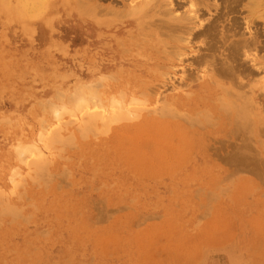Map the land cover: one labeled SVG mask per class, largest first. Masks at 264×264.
<instances>
[{
  "label": "rangeland",
  "instance_id": "obj_1",
  "mask_svg": "<svg viewBox=\"0 0 264 264\" xmlns=\"http://www.w3.org/2000/svg\"><path fill=\"white\" fill-rule=\"evenodd\" d=\"M206 1L0 0V264H264V1ZM131 57L152 63L139 82ZM222 89L251 99L245 133Z\"/></svg>",
  "mask_w": 264,
  "mask_h": 264
},
{
  "label": "bare ground",
  "instance_id": "obj_2",
  "mask_svg": "<svg viewBox=\"0 0 264 264\" xmlns=\"http://www.w3.org/2000/svg\"><path fill=\"white\" fill-rule=\"evenodd\" d=\"M96 1H97V0H96ZM98 1H99V0H98ZM159 1H160V0H159ZM165 1H166V0H165ZM173 1H174V0H173ZM177 1H178V0H177ZM197 1H198L197 3H199V1H201V0H197ZM205 1H206V0H205ZM227 1H229V0H227ZM227 1H226V2H227ZM238 1H239V0H238ZM238 1L236 0V2H238ZM240 1H241V0H240ZM240 1H239V2H240ZM263 1H264V0H262V2H263ZM145 2H147V1H145ZM149 2H150V1H148L147 3L149 4ZM169 2H170V1H169ZM202 2H203V1H202ZM208 2H210V1H208ZM215 2H216V1H215ZM226 2H225V3H226ZM232 2H233V1H232ZM255 2H256L257 6H258V8H259V5L261 6V4H260L261 1H260V0H255ZM87 3H89V2H87ZM96 3H97V2H96ZM147 3H146V4H147ZM154 3H156V4H155V7H156V6H158V7L160 6L159 8L161 9V5H162V4H161V5L158 4V3H159L158 0H154ZM206 3H207V1H206ZM131 4H132V3H131ZM144 4H145V3H144ZM148 4H147V6H148ZM165 4H166V3H165ZM165 4H164V5H165ZM200 4H201V2H200ZM209 4H210V3H208L207 6L210 7ZM229 4H232V3H229ZM81 5H82V4H81ZM100 5H101V4H100ZM142 5H143V4H142ZM164 5H163V6H164ZM170 5H172V4H170ZM181 5H182V4H181ZM198 5H199V4H198ZM198 5H197V6H198ZM217 5H218V4H217ZM88 6H89V5H88ZM135 6H136V5H135ZM139 6H140V4H139ZM144 6H145V5H143V8L146 7V6H145V7H144ZM197 6H196V7H197ZM205 6H206V5H205ZM207 6H206V7H207ZM253 6H254V5H253ZM257 6H255V7H257ZM85 7H86V6H85ZM136 7H137V6H136ZM136 7H135V9H136ZM141 7H142V6H141ZM141 7H140V8L138 7L137 10H138V9H139V11L142 10L143 8L141 9ZM155 7H154V8H155ZM165 7H166V6H165ZM170 7H172V6H170ZM179 7H180V6H179ZM189 7H195L194 0H191V2H190V6H189ZM216 7H217V6H216ZM255 7H254V8H255ZM82 8H83V7H82ZM88 8H89V7H88ZM88 8H87V10H88V11H91L90 14H92V16H95V17H96V15L99 13V10H101V8H103V6H102V7H101V6L99 7V3H98V4H92V5H91V8H90L91 10L88 9ZM132 8H133V7H132ZM132 8H131V9H132ZM147 8H148V7H147ZM162 8H164V7H162ZM166 8H167V7H166ZM177 8H178V7H177ZM218 8H219V7H218ZM218 8H217V9H218ZM251 8H253V7H251ZM83 9H84V8H83ZM103 9H104V8H103ZM103 9H102V10H103ZM157 9H158V8H157ZM160 9H158V10H160ZM170 9H171V8H170ZM194 9H195V8H193L192 10H194ZM204 9H206V8H204ZM80 10H82L81 7H80ZM85 10H86V9H85ZM105 10H107V9L105 8ZM111 10H112V9H111ZM132 10H133V9H132ZM158 10H157V11H158ZM163 10H164V9H162V11H163ZM175 10H176V9H175ZM187 10H188V9H187ZM192 10H190V11H192ZM207 10H208V9H207ZM252 10H253V9H252ZM252 10H251V11H252ZM88 11H86V12H88ZM103 11H104V10H103ZM103 11H102V13H103ZM129 11H130V10H129ZM129 11H127V12H129ZM144 11H145V10H144ZM157 11H156V12H157ZM162 11H161V12H162ZM165 11H166V10H165ZM165 11H164V12H165ZM188 11H189V10H188ZM190 11H189V12H190ZM197 11H198V10H197ZM107 12H108V11H107ZM132 12H135V11H132ZM132 12H130V13H132ZM137 12H138V11H137ZM164 12H163V13H164ZM167 12H168V11H167ZM171 12H172V11H171ZM193 12H194V11H193ZM102 13H101V14H102ZM196 13H197V12H196ZM254 13H255V12H254ZM164 14H165V13H164ZM181 14H184V13H181ZM187 14H188V13H187ZM204 14H205V13H204ZM99 15H100V14H99ZM177 15H178V14H177ZM189 15H191V14H189ZM202 15H203V14H202ZM213 15H214V14H213ZM217 15H218V14H217ZM186 16H187V15H186ZM197 16H198V14H195V13H194L193 18L195 19V17H197ZM214 16H215V15H214ZM159 17H160V16H159ZM159 17H158V18H159ZM178 17H180V14H179ZM189 17H190V16H189ZM255 17H256V16H255ZM92 18H93V17H92ZM160 18H161V17H160ZM163 18H164V17H163ZM198 18H199V17H198ZM206 18H207V17H206ZM206 18H205V23H204V21H203V23H202V22H199V25H198V27H200L199 30H198V27H197V26L194 27V29L197 27V30H196V32H194V31L192 32L193 35H192L191 32L189 31L190 35L196 37L197 40H199L197 37H198V36L200 37V35L202 36V35L204 34V35L207 36V35H209V34H212L211 32H213V31H211V29H212L211 27L215 28L214 26H211L212 23H214L215 20H214L213 22L210 21L211 24L208 22V23H209V24H208V23H206ZM218 18H219V17H218ZM233 18H234V17H233ZM235 18H236V17H235ZM189 19H190V18H189ZM199 19H200V18H199ZM231 19H232V17H231ZM166 20H167V19H166ZM175 20H177V19H175ZM191 20H192V19H191ZM200 20H201V19H200ZM207 20H208V19H207ZM228 20H229V19H228ZM177 21H178V20H177ZM193 21H194V20H193ZM196 21H198V20H196ZM222 21H223V20H222ZM237 21H239V20H237ZM237 21H236V22H237ZM154 22H155V19H154ZM165 22H166V21H165ZM168 22H169V21H168ZM168 22H166L165 24H167V25L171 24V23H168ZM232 22H233V21H232ZM232 22H231V23H232ZM187 23H188V21H186L185 19H179L178 24H174V25L171 24V25H173L174 27H172V26L170 25L168 29H170V27H171V28H172L171 30H173V29H175L176 27H177V28L179 27V28H178L179 30H180V29H181V30H182V29L184 30V28H187V27H188V26H187ZM190 23H191V22H190ZM218 23H219V22H218ZM218 23L215 22V24H218ZM223 23H224V21H223ZM233 23L235 24V22H233ZM239 23H240V21H239ZM234 24H232V25H234ZM155 25H156V24H155ZM163 25H164V23H163ZM167 25H166V26H167ZM175 25H176V26H175ZM219 25H220V24H219ZM224 25H225V24H224ZM235 25H236V24H235ZM166 26H165V27H166ZM191 26H193V25H191ZM191 26H190V27H191ZM225 26H227V25H225ZM145 27H146V26H145ZM159 27H160V26H159ZM161 27H163V26H161ZM165 27H164V28H165ZM167 27H168V26H167ZM232 27H233V26H232ZM221 28H223V27H221ZM194 29H193V30H194ZM229 29H230V27H229ZM233 29H234V28H233ZM237 29H238V28H237ZM256 29H257V28H256ZM162 30H163V29H162ZM171 30H170V31H171ZM186 30H187V29H186ZM222 30H223V29H222ZM225 30H226V29H225ZM230 30H231V29H230ZM240 30H241V29H240ZM258 30H259V29H258ZM258 30H257V31H258ZM164 31L166 32V30H164ZM176 31H178V30H177V29H176L175 31L173 30V32H176ZM210 31H211V32H210ZM226 31H228V30H226ZM226 31H224V32H226ZM232 31H233V30H232ZM251 31H252V30H251ZM257 31H254V33L257 32ZM162 32H163V31H162ZM187 32H188V31H187ZM236 32H237V30H236ZM167 33H168V31H167ZM167 33H165V34L167 35ZM169 33H170V32H169ZM178 33H179V31H178ZM184 33H185V31H184ZM215 33H216V32H215ZM257 33H258V34H257ZM257 33H255V34H257V35H261V34H259V32H257ZM173 34H174V33H173ZM173 34H172V35H173ZM228 34H229V32H228ZM233 34L235 35V33H232V35H233ZM236 34H237V33H236ZM238 34H239V32H238ZM243 34H244V33H243ZM243 34H242V36H243ZM162 35H163V34H162ZM168 35H169V34H168ZM172 35L170 36V39H171V40H174V39L178 38V36H177V37H176V36H173V37H175V38H171ZM177 35H180V34H177ZM182 35H183V34H182ZM214 35L216 36V34H214ZM222 35H223V34H222ZM143 36H144V35H143ZM147 36H148V35H147ZM185 36H186V35H185ZM206 36H205V37H206ZM210 36H212V35H210ZM210 36H209V37H210ZM229 36H231V35H229ZM229 36H228V37H229ZM252 36H253V33H252ZM145 37H146V36H145ZM180 37H181V36H180ZM187 37H188V36H186V39H187ZM209 37L207 36V39H208ZM213 37H214V36H213ZM213 37H212V38H213ZM224 37H225V36H224ZM224 37L222 36V38H224ZM255 37H257V36L255 35ZM255 37H254V38H255ZM189 38H190V37H189ZM212 38H211V40H212ZM222 38H221V39H222ZM252 38H253V37H252ZM181 39H182V38H181ZM186 39H185V40H186ZM192 39H194V38H192ZM201 39H202V38H201ZM209 39H210V38H209ZM225 39H226V38H225ZM248 39H249V38H248ZM257 39H258V37H257ZM260 39H261V38H260ZM260 39H259V40H260ZM263 39H264V38H263ZM263 39H262V40H263ZM146 40H147V39H146ZM178 40H179V38H178ZM178 40L176 39L177 42H178ZM194 40H195V39H194ZM194 40H193V42H194ZM205 40H206V38H205ZM223 40H224V39H223ZM241 40H242V38H241ZM244 40H245V39H244ZM244 40H243V41H244ZM259 40H258V41L256 40V42H255L257 48H259V46H260L259 43H260L261 41H259ZM189 41H190V40H189ZM199 41H201V40H199ZM224 41H225V40H224ZM231 41H232V40H231ZM233 41H234V40H233ZM237 41H239V40H237ZM237 41H236V42H237ZM120 42H121V41H120ZM140 42H141V41H140ZM142 42H143V41H142ZM165 42H166V41H165ZM185 42H186V41H185ZM190 42H191V41H190ZM246 42H247V45H248L249 41L247 40ZM252 42H254V41H252ZM121 43H122V42H121ZM166 43H167V42H166ZM178 43H179V42H178ZM180 43H181V42H180ZM183 43H184V42H183ZM202 43H203V42H202ZM216 43H217V42H216ZM220 43H221V42H220ZM232 43H233V42H232ZM250 43H251V40H250ZM169 44H170V43H169ZM181 44H182V43H181ZM200 44H201V43H200ZM234 44H235V43H234ZM251 44H252V43H251ZM253 44H254V43H253ZM189 45H190V44H189ZM229 45H230V44H229ZM232 45H233V44H232ZM261 45H262V43H261ZM263 45H264V42H263ZM208 46H209V48L212 47V46L214 47V44H213L212 46H210V45H208ZM220 46H221V45H220ZM222 46H223V44H222ZM230 46H231V45H230ZM230 46H228V47H230ZM253 46H255V45H253ZM150 47H151V46H150ZM168 47H169V46H168ZM200 47H201V46H200ZM242 47H243V46H242ZM256 47H255V48H256ZM260 47H261V46H260ZM263 47H264V46H263ZM123 48H125L124 45H123ZM152 48H154V47H152ZM173 48H174V47H173ZM226 48H227V47H226ZM231 48H232V47H231ZM261 48H262V47H261ZM130 49H131V48H130ZM147 49H148L147 46L142 47V51H146ZM174 49H175V48H174ZM191 49H192V48H191ZM193 49H194V48H193ZM210 49H211V48H210ZM212 49H214V48H212ZM212 49H211V50H212ZM244 49H245V48H244ZM244 49H243V50H244ZM127 50H128V49H127ZM176 50H177V49H176ZM189 50H190V49H189ZM219 50H220V49H219ZM221 50H222V49H221ZM240 50H242L241 47H240V45H239V46L236 45L235 48H234V52H233V51L231 52V53H233V57H232L233 59H235V60H236V59H237V60L239 59V56L241 55V54H240V52H241ZM245 50H246V49H245ZM257 50H258V49H257ZM162 51H163V50H162ZM164 51H165V50H164ZM164 51H163V52H164ZM166 51H168V50H166ZM212 51H213V50H212ZM212 51H211V52H212ZM216 51H217V50H216ZM227 51H228V50H227ZM255 51H256V50H255ZM261 51H262V49H261ZM125 52H126V50H125ZM137 52H138V51H137ZM172 52H173V51H172ZM175 52H176V51H175ZM175 52H174V53H175ZM209 52H210V51H209ZM209 52H208V53H209ZM217 52H218V51H217ZM222 52H224V51H222ZM166 53H167V52H166ZM195 53H196V52H195ZM205 53H206V51H205ZM228 53H229V52H228ZM231 53H230V54H231ZM249 53H250V52H249ZM253 53H254V52H253ZM255 53H256V52H255ZM168 54H169V52H168ZM179 54H180V53H179ZM191 54H192V53H191ZM193 54H194V52H193ZM199 54H200V53H199ZM216 54H217V53H216ZM218 54H219V53H218ZM218 54H217V55H218ZM221 54H222V53H221ZM244 54L246 55V52H245ZM250 54H251V53H250ZM200 55H201V54H200ZM207 55H208V54H205L206 57H207ZM228 55H229V54H228ZM245 55H244V56H245ZM257 55H258V54H257ZM190 56H191V55H190ZM205 56L202 57V58L205 59ZM209 56H210V55H209ZM213 56H214V54H213ZM223 56H224V54H223ZM223 56H222V57H223ZM226 56H227V55H226ZM241 56H242V55H241ZM246 56H247V55H246ZM248 56H249V55H248ZM162 57H163V56H162ZM164 57H165V56H164ZM195 57H196V56H195ZM251 57H252V55H251ZM179 58H182V57H179ZM208 58H209V57H208ZM213 58H214V57H213ZM216 58H217V57H216ZM218 58H219V57H218ZM218 58H217V59H218ZM224 58H225V57H224ZM241 58H242V57H241ZM258 58H259V57H258ZM150 59H151V58H150ZM177 59H178V58H177ZM248 59H249V58H248ZM196 60H197V58H196ZM205 60H206V59H205ZM224 60H226V58H225ZM224 60H223V61H224ZM227 60H228V59H227ZM230 60H231V58H230ZM235 60H234V62H235ZM197 61H199V59H198ZM200 61H201V59H200ZM209 61H210V59H209ZM211 61H213V59H212ZM239 61H240V60H239ZM124 62H125L124 64H128V65H130V66H133V67L135 68V71H136V72H140L139 76L136 75L135 73L133 74V78H135L137 82H139V80H140L139 78L141 77L142 73L147 72V70H145V68H147L148 65L152 64V63H151L150 61H148V60H142V59H138V58H136V57L127 58V59H125ZM201 62H202V61H201ZM215 62H216V61H215ZM237 62H238V61H237ZM243 62L245 63L246 61H243ZM154 63H155V64H162V65H164V64H165V59L157 58V59L155 60ZM173 63H174V62H173ZM202 63H203V62H202ZM208 63H209V62H208ZM210 63H212V62H210ZM217 63H218V62H217ZM229 63H230V62H229ZM229 63H228V64H229ZM212 64H213V63H212ZM212 64H210V65H212ZM214 64H215V63H214ZM214 64H213V65H214ZM220 64H221V63H220ZM222 64H224V63H222ZM222 64H221V65H222ZM165 65H166V64H165ZM165 65H164V66H165ZM199 65H200V64H199ZM224 65H225V64H224ZM226 65H227V64H226ZM226 65H225V66H226ZM230 65H231V63H230ZM244 65H245V64H244ZM130 66H129V67H130ZM167 66H168V65H167ZM169 66H170V65H169ZM228 66H229V65H228ZM228 66H227V67H228ZM233 66H234V64H233ZM236 66H237V65H236ZM242 66H243V65H242ZM245 66H246V65H245ZM159 67H160V66H159ZM199 67H200V66H199ZM212 67H213V66H212ZM227 67H226V68H227ZM230 67H231V66H230ZM247 67H248V66H247ZM254 67H255V66H254ZM257 67H258V66H257ZM130 68H131V67H130ZM166 68H167V67H166ZM191 68H192V67H191ZM203 68H204V67H203ZM241 68H242V67H241ZM258 68L260 69V67H258ZM206 69H207V67H206ZM223 69H225V68L223 67ZM187 70H188V69H187ZM189 70H190V69H189ZM210 70H211V69H210ZM218 70H219V69H218ZM233 70H234V69H233ZM233 70H231L230 73H232ZM244 70H246L245 67H244ZM247 70H248V68H247ZM161 71H162V70H161ZM206 71H208V70H206ZM211 71H214V70H211ZM220 71H221V69H220ZM130 72H131V71H130ZM244 72H245V71H244ZM247 72H249V71H247ZM147 73H148V72H147ZM213 73H214V72H213ZM224 73H226L225 70H224ZM228 73H229V72H228ZM235 73H236V71H235ZM235 73H234V74H235ZM120 74H121V73H120ZM122 74H123V73H122ZM160 74H161V73H160ZM160 74H159V75H160ZM197 74H198V73H197ZM215 74H217V73L215 72ZM236 74H237V73H236ZM242 74H243V73H242ZM117 75H118V74H117ZM129 75H130V74H129ZM201 75H202V74H201ZM201 75H200V76H201ZM210 75H211V74H210ZM219 75H220V74H219ZM246 75H247V73H246ZM246 75H245V76H246ZM216 76H217V75H216ZM230 76H232V75H230ZM235 76H236V75H235ZM235 76H234V77H235ZM240 76H241V75H240ZM128 77H129V76H128ZM187 77H188V76H187ZM202 77H203V76H202ZM217 77H218V76H217ZM108 78H109V77H108ZM154 78H155V79H158L159 76L156 75V74H154ZM184 78H185V77H184ZM209 78H210V77H209ZM220 78H221V77H220ZM225 78H226V77H225ZM229 78H230V77H229ZM237 78H239V77H237ZM237 78H236V79H237ZM242 78H244V77H242ZM105 79H106V78H105ZM109 79H112V78H109ZM113 79H114V78H113ZM187 79H189V78H187ZM197 79H198V78H197ZM227 79H228V78H227ZM231 79H232V78H231ZM244 79H245V78H244ZM115 80H116V79H115ZM192 80H193V79H192ZM221 80H223V79H221ZM233 80H235V79H233ZM111 81H112V80H111ZM231 81H232V80H231ZM236 81H238V79H237ZM236 81H235V82H236ZM193 82H194V81H193ZM232 82H233V81H232ZM238 83H239V82H238ZM127 84H129V83L127 82ZM186 84H188V83H186ZM186 84H185V85H186ZM190 84H191V83H190ZM218 84H219V83H218ZM233 84H235V83H233ZM240 84L245 85V84H243V83H240ZM262 84L264 85V83H262ZM188 85H189V84H188ZM231 85H232V84H231ZM237 85H238V84H237ZM128 86H129V85H128ZM128 86H127V87H128ZM136 86H137L138 88H137ZM219 86H220V85H219ZM103 87H104V86H103ZM134 87H135L134 89H130V88H129V89H130L129 91H132V92H135V93H138V92H139V93H140V92H141V93H144V92H145V90H144L145 87H144L143 85L136 84ZM235 87H236V86H235ZM149 88H150V87H149ZM154 88H156V87L154 86ZM222 88H223V87H222ZM244 88H245V87H244ZM146 89H148V88H146ZM150 89H151V88H150ZM179 89H180V88H179ZM202 89H203V88H202ZM234 89H235V88H234ZM246 89H247V87H246ZM253 89H254V88H253ZM152 90H153V89H152ZM152 90H151V91H152ZM203 90H204V89H203ZM222 90H223V89H222ZM224 90H225V89H224ZM224 90H223V91H224ZM231 90H232V87H231ZM240 90H242V88H241ZM243 90H244V89H243ZM254 90H255V89H254ZM111 91H112V90H111ZM149 91H150V90H149ZM227 91H228V92H227ZM227 91L225 90V92H226L227 94H226L225 92H224V93H225L226 95L229 94V96H230V94H232V92L229 93V90H227ZM237 91H238V90H237ZM248 91H249V90H248ZM94 92H95V91H94ZM154 92H155V90H154ZM239 92L244 93L243 91H239ZM90 93H91V92H90ZM141 93H140V94H141ZM145 93L147 94V92H145ZM152 93H153V92H152ZM190 93H191V92H190ZM190 93H189V95H190ZM224 93H223V94H224ZM247 93H248V92H247ZM95 94H96V93H95ZM103 94H104V93H103ZM111 94H112V93H111ZM146 94H145V95H146ZM149 94H150V93H149ZM223 94H222L221 96H223ZM261 94H263V92H262ZM105 95H106V94H105ZM117 95H118V94H117ZM147 95H148V94H147ZM237 95H239V94L236 93V97H237ZM242 95H244V94H242ZM245 95H246V93H245ZM249 95H250V94H249ZM88 96H89V95H88ZM113 96H114V95H113ZM113 96H112V97H113ZM143 96H144V95H143ZM221 96H218V97L221 98ZM224 96H225V95H224ZM229 96H226L225 101H226L227 97H229ZM231 96L233 97L234 95H231ZM231 96H230V100H229L230 102H231V100H232ZM246 96H247V95H246ZM94 97H96V96L94 95ZM97 97H98V96H97ZM118 97H119V96H118ZM121 97H122V96H121ZM218 97H217V98H218ZM236 97H235V98H236ZM242 97H244V96H241V94H240V96H238V98L240 99L239 102H241V103H238V104H237V103H233V101H232L231 103H232L234 106H238V108H239V106H241L242 109H244V107L246 106V104H247V106H248V109H249V107H251L249 110L245 107V110H247V111H245V110L242 111V110H241V111H242L241 113H243V114L239 113V110H237V108L235 109L234 106L232 107V104L230 105L228 99H227V101H228V105L231 106V110H230V111H229V109H227L229 112L226 111L225 108H224L225 111L221 108L224 104H227V103H224V104H223V103H220V104H221L220 108H219L217 105H216V107L213 108V110H214L215 112L219 113V115H222L223 117H226V118H228V119L230 120L229 123H230L231 126H233V128L235 129V131H238V130L240 131V129L237 128V127H239V126H238L239 123H240V126H242V127H243V126H245V127H246V126H250L249 123H248L249 125H247L246 123H244V120L246 119V117H241V116H243V115H244V116L247 115L246 113H248V111L250 112V110L254 107V105L252 106V105L250 104L251 99H250L249 101L246 102V100L242 99ZM247 97H249V96H247ZM116 98H117V97H116ZM222 98H224V97H222ZM235 98H234V99H235ZM238 98H237V99H238ZM244 98H246V97H244ZM95 99H96V98H95ZM107 99H108V97H107ZM132 99H133V98H132ZM247 99H249V98H247ZM77 100H78V99H77ZM92 100H93V99H92ZM111 100H112V99H111ZM111 100H110V101H111ZM129 100H130V99H129ZM218 100H219V99H218ZM222 100H223V99H222ZM59 101H60V99H59ZM102 101H103V100H102ZM104 101H105V100H104ZM106 102H107V101H106ZM111 102H112V101H111ZM118 102H119V101H118ZM165 102H166V101H165ZM215 102H216V101H215ZM220 102H222V101H220ZM243 102H245L246 104H244ZM251 102H252V101H251ZM53 103H54V102H53ZM166 103L168 104V102H166ZM248 103H249V104H248ZM62 104H63V103H62ZM102 104H103V103H102ZM116 104H117V103H116ZM169 104H170V103H169ZM65 105H66V104H64V106H65ZM89 105H90V104H89ZM104 105H105V104H104ZM171 105H172V103H171ZM54 106H56V105L54 104ZM83 106H84V105H83ZM85 106H86V105H85ZM87 106H88V105H87ZM243 106H244V107H243ZM262 106H263V105H262ZM57 107H58V106H57ZM241 107H240L239 109H241ZM260 107H261V106H260ZM51 108H53V107L51 106ZM54 108H56V107H54ZM60 108H61V107H60ZM107 108H108V107H107ZM113 108H114V107H113ZM122 108H123V107H122ZM233 108H234V109H233ZM96 109H97V107H96ZM254 109H255V108H254ZM50 110H51V109H50ZM54 110H55V109H54ZM102 110H103V109H102ZM127 110H128V109H127ZM135 110H136V109H135ZM173 110H176V109H173ZM173 110H172V111H173ZM52 111H53V109H52ZM97 111H99V110H97ZM113 111H114V110H113ZM177 111H178V110H177ZM177 111H174V112H177ZM207 111H208V110H207ZM252 111H253V109H252ZM61 112H62V111H61ZM64 112H65V111H64ZM85 112H86V111H85ZM131 112H132V111H131ZM153 112H154V111H153ZM153 112H152V113H153ZM169 112H170V111H169ZM202 112H203V111H202ZM87 113H88V112H87ZM89 113H90V112H89ZM97 113H98V112H97ZM104 113H105V112H104ZM104 113H103V114H104ZM113 113H114V112H113ZM120 113H121V112H120ZM133 113H134V112H133ZM178 113H179V115H180V112H178ZM178 113H177V114H178ZM262 113H263V112H262ZM55 114H57V112H56ZM84 114H85V113H84ZM91 114H92V113H91ZM93 114H94V113H93ZM105 114H106V113H105ZM124 114H125V113H124ZM197 114H198V113H197ZM200 114H202V113H200ZM200 114H199V115H200ZM215 114H216V113H215ZM96 115H97V114H96ZM99 115H100V114H99ZM114 115L117 116V113L114 114ZM121 115H122V114H121ZM149 115H150V114H149ZM188 115L191 116L190 114H188ZM188 115H187V116H188ZM219 115H218V116H219ZM240 115H241V116H240ZM119 116H120V114H119ZM122 116H123V115H122ZM139 116L141 117V115H139ZM172 116H173V115H172ZM174 116H176V115H174ZM205 116H206L208 119L211 118V117H210V114L207 115V114L205 113ZM212 116H213V115H212ZM250 116H251V115H250ZM254 116H255V115H254ZM256 116H257V113H256ZM86 117H87V116H86ZM120 117H121V116H120ZM124 117H126V116H124ZM124 117H122V118L124 119ZM195 117H196L195 119H197L198 116L195 115ZM199 117H200V116H199ZM240 117H241L242 119H243V118H244V119H243V120H240ZM247 117H248V115H247ZM252 117H253V116H252ZM252 117H250V118H252ZM87 118H89V119L91 118V119H92L93 117H92V115H89ZM132 118H134V116H133ZM136 118H137V116H136ZM182 118H183V117H182ZM188 118H191V119H189V120L193 121V120H192V116H191V117H188ZM217 118H218V117H217ZM257 118L259 119V116H258ZM82 119H83V118H82ZM89 119H88V120H89ZM97 119H98V118H97ZM97 119L93 118V120H91V121H92L91 123L94 124V120H97ZM107 119H108V118H107ZM113 119H114V118H113ZM115 119H116V117H115ZM115 119L113 120L114 122H116ZM138 119H139V118H138ZM193 119H194V118H193ZM85 120L87 121V119H85ZM85 120H84V121H85ZM127 120H128V119H127ZM134 120H136V119H134ZM187 120H188V119H187V117H186L185 121H187ZM204 120L206 121V119H204ZM211 120L214 121L212 118H211ZM44 121H45V120H43V122H44ZM103 121H104V120H103ZM103 121H101V122H103ZM113 121H112V123H113ZM121 121H122V119H121ZM125 121H126V118H125ZM129 121H130V120H129ZM131 121H132V120H131ZM240 121H241V122H240ZM246 121L248 122L247 119L245 120V122H246ZM101 122H100V123H101ZM105 122H106V123H105ZM105 122H103V123L107 124V120H106ZM199 122H201V121H199ZM207 122H210V121H207ZM214 122H215V121H214ZM86 123H87V122H86ZM95 123H96V122H95ZM112 123H110V124H112ZM189 123H191V122L189 121ZM189 123H188V124H189ZM229 123H228V124H229ZM241 123H242V124H241ZM66 124H67V123H66ZM69 124L71 125V123H69ZM83 124H85V123H83ZM88 124L90 125V128H91V129H94V128L92 127L93 125L91 126L90 122H89ZM117 124H118V122H117ZM191 124H192V123H191ZM194 124H195V123H194ZM194 124H193V125H194ZM199 124H201V123H199ZM206 124H207V123H206ZM210 124H211V123H210ZM210 124H208V125H210ZM64 125H65V124H64ZM101 125H102V124H101ZM189 125H190V124H189ZM195 125H196V124H195ZM202 125H203V124H202ZM252 125H253V127H254V124H252ZM263 125H264V123H263ZM84 126L87 127V124L84 125ZM104 126H105V125H104ZM191 126H192V125H191ZM191 126H190V127H191ZM206 126H207V125H206ZM78 127H79V126H78ZM105 127H106V126H105ZM110 127H111V125H110ZM192 127H193V126H192ZM245 127H244V128H245ZM251 127H252V126H251ZM251 127H250V128H251ZM257 127H258V126H257ZM80 128H81V127H80ZM90 128H89V126H88V128H86L87 132L89 131ZM95 128H96V127H95ZM204 128H207V127H204ZM227 128H228V127H227ZM233 128H232L233 131L231 130L232 132H234V129H233ZM236 128H237V129H236ZM247 128H248V127H247ZM247 128H246V130L249 131L250 128H249V129H247ZM258 128H259V127H258ZM77 129H78V128H77ZM83 129H85V128H83ZM83 129L81 130L80 133H82ZM91 129H90V130H91ZM98 129H99V128H98ZM101 129H102V128L100 127V130H101ZM104 129H105V128H104ZM104 129H103V130H104ZM259 129H260V128H259ZM263 129H264V128H263ZM60 130H61V129H60ZM62 130H64V129H62ZM65 130H66V127H65ZM78 130H79V129H78ZM103 130H102V131H103ZM109 130H110V129H109ZM244 130H245V129H244ZM56 131H59V130H56ZM68 131H69V130H68ZM84 131H85V130H84ZM84 131H83V132H84ZM92 131H93V130H91V132H92ZM94 131H95V129H94ZM94 131H93V133H94ZM259 131H261V130H259ZM54 132H55V131H54ZM65 132H66V131H65ZM87 132L85 131L84 133H87ZM91 132H90V133H91ZM106 132H107V131H106ZM106 132L104 131L103 133H100V134H108V133H106ZM240 132H244V133H245V131H242V130H241ZM240 132H239V133H240ZM58 133H60V132H58ZM70 133H73V132H70ZM96 133H97V136H98V135H99V134H98V133H99V130H97ZM96 133H94V136H95V137H96ZM235 133H236V132H235ZM235 133H234V134H235ZM237 133H238V132H237ZM237 133H236V134H237ZM239 133H238V134H239ZM249 133H251V134H248V133L246 132V134H248L249 137H251L250 135L253 134L252 130H250ZM261 133H262V132H261ZM55 134H56V133H55ZM73 134H74V133H73ZM73 134H72V135H73ZM234 134H233V135H234ZM258 134H260V133L258 132ZM60 135H61V134H60ZM60 135H56L57 137H55V138H58V139H56L57 141H59L60 138H59L58 136H60ZM68 135H69V134H68ZM79 135H80V134H79ZM91 135H93V134H91ZM242 135H243V134H242ZM244 135H245V134H244ZM244 135H243V137H244ZM256 135H257V134H256ZM61 136H62V135H61ZM66 136H67V135H66ZM81 136H82V134H81ZM81 136H80V138H81ZM227 136H228V135H227ZM252 136H253V135H252ZM258 136H259V135H258ZM68 137L70 138L71 136L69 135ZM239 137H240V136H239ZM239 137H238V138H239ZM247 137H248V136L246 135V137H245L246 140H248ZM82 138H83V137H82ZM240 138H241V137H240ZM240 138H239V140H240ZM43 139H46V138H43ZM43 139H42V140H43ZM49 139H50V138H49ZM70 139H71V138H70ZM73 139H74V138H73ZM86 139H87V138H86ZM235 139H236V138H235ZM250 139H251V138H250ZM60 140H62V139H60ZM212 140H214V139H212ZM71 141H72V140H71ZM71 141H70V142H71ZM226 141L228 142V139H227ZM226 141H225V142H226ZM243 141H244V140H243ZM59 142H60V141H59ZM215 142H216V141H215ZM223 142H224V141H223ZM225 142H224V143H225ZM262 142H264V140H263ZM20 143H21V142H20ZM231 143H233V142H231ZM45 144H47V143H45ZM53 144H54V143H53ZM50 145H51V144H50ZM27 146H28V145H27ZM25 147H26V146H25ZM30 147H31V146H30ZM43 147H44V146H43ZM44 148H45V147H44ZM47 148H48V147H47ZM49 148H50V147H49ZM24 149H25V148H24ZM33 149H34V148H33ZM50 149H51V148H50ZM77 149H78V148H77ZM79 149H80V148H79ZM35 150H36V148H35ZM61 150H62V149H61ZM38 154H39V153H38ZM230 155H231V154H230ZM230 155H229V157H230ZM38 156H40V155H37V157H38ZM231 156H232V155H231ZM236 156H237V155H236ZM41 157H42V156H41ZM39 159H40V158H39ZM41 160H42V159H41ZM37 161H38V160H36V162H37ZM46 162H47V160H46ZM34 163H35V162H34ZM44 164H45V163H44ZM47 164H48V163H47ZM49 164L51 165L50 162H49ZM45 165H46V164H45ZM45 165H43L44 168H45ZM37 166H38V165H37ZM37 166H36V167H37ZM46 166H47V165H46ZM48 166H49V165H48ZM48 166H47V167H48ZM36 167H35V168H36ZM39 167H41L40 164H39ZM47 167H46V168H47ZM44 168H43V169H44ZM46 168H45V169H46ZM39 169H41V168H39ZM39 169H38V170H39ZM43 169H41V170H43ZM35 170H37V169H35ZM47 170H48V169H47ZM43 171H44V170H43ZM33 172H34V171H33ZM41 172H42V171H41ZM61 174H62V173H61ZM61 174H59V176H60ZM58 178H59V177H58ZM37 183H38V180H37ZM42 183H43V182H42ZM58 184H59V183H58ZM37 185H38V184H37ZM47 185L49 186V183H48ZM38 186L41 187V184H39ZM45 186H46V185H45ZM58 187H59V186H58Z\"/></svg>",
  "mask_w": 264,
  "mask_h": 264
}]
</instances>
